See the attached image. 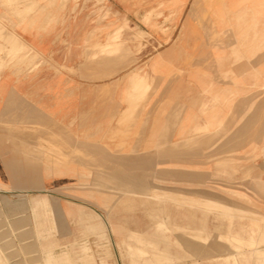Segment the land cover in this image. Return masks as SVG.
<instances>
[{
  "label": "rangeland",
  "instance_id": "1",
  "mask_svg": "<svg viewBox=\"0 0 264 264\" xmlns=\"http://www.w3.org/2000/svg\"><path fill=\"white\" fill-rule=\"evenodd\" d=\"M230 1L190 8L192 34L217 36L218 53L140 54L147 39L137 36V54L109 57L122 66L92 70V78L118 75L123 119L113 135L105 128L77 135L80 147L92 148L68 150L64 160L59 152V167L75 180L61 203L83 204L93 218L73 223L61 215L57 229L47 214L53 245L30 219L23 246L14 230L0 231V264H49L50 256L63 257L60 264H264V0L232 1L234 16ZM37 4L0 0L12 17ZM19 25L0 22V35L11 37L0 36V70L36 60L15 34ZM115 89L108 87L110 98ZM31 206L44 209L45 201Z\"/></svg>",
  "mask_w": 264,
  "mask_h": 264
},
{
  "label": "crops",
  "instance_id": "2",
  "mask_svg": "<svg viewBox=\"0 0 264 264\" xmlns=\"http://www.w3.org/2000/svg\"><path fill=\"white\" fill-rule=\"evenodd\" d=\"M139 1L36 0L32 12H24L21 5L20 15L13 17L0 5V22L19 23L15 34L37 55L36 67L0 70V231L17 232L18 245L29 239L21 234L29 219L32 229L42 230L53 245V236H48L52 222L44 219L47 214H53L57 229L61 215L73 223L93 218L83 204L61 203L75 180L59 167V152L64 160L70 159V150L92 148L87 144L80 147L77 135L84 134L87 139L101 134V128L110 133L118 130L114 125L123 119L118 75L92 78V70L122 66V61L109 64L108 59L137 54V36L147 39L140 54L219 51L217 36L191 32L190 8L202 0ZM232 1L229 8H235L231 11L234 16L239 6ZM159 5L165 11L155 13ZM108 87L111 91L116 88L111 98ZM109 120H113L110 128ZM32 201H45V208L33 210ZM84 228L96 230L89 223Z\"/></svg>",
  "mask_w": 264,
  "mask_h": 264
},
{
  "label": "bare ground",
  "instance_id": "3",
  "mask_svg": "<svg viewBox=\"0 0 264 264\" xmlns=\"http://www.w3.org/2000/svg\"><path fill=\"white\" fill-rule=\"evenodd\" d=\"M60 2H61V1H60ZM12 28H13V27H12ZM0 32H1V31H0ZM4 32H5V31H4ZM4 32H3V33H4ZM5 34L8 35L9 32H7V33H5ZM5 34H3V35H5ZM1 35H2V34H1ZM1 35H0V36H1ZM3 35H2V36H3ZM6 35H5V36H6ZM2 36H1V37H2ZM9 36H10V35L7 36L8 38L5 37V39H6L7 41L9 40V38L11 39V37H9ZM3 37H4V36H3ZM2 39H3V38H2ZM16 40H19V39L16 38ZM12 41H13V39H12L10 42H12ZM13 42H14V41H13ZM17 42H18V41H17ZM21 43H22V42H21ZM9 44H10V43H9ZM9 44H8V45H9ZM14 44H15V43H14ZM19 44H20V43H19ZM10 45H13V43H11ZM20 45H21V44H20ZM22 46H24V49H25V45L22 44ZM5 47H6V45H5ZM5 47H4V46H3L2 48L0 47V50H1V49H5ZM8 47H9V46H8ZM11 47H14V45H13V46H10V48H11ZM14 48L16 49V47H14ZM17 48H18V47H17ZM18 50L21 51V50H23V48L21 47V49L19 48ZM18 50H16V51H18ZM1 51H2V50H1ZM4 51H5V50H4ZM9 51H10V50H9ZM9 51L7 50V53H8ZM16 51H14V52H16ZM19 51H18V52H19ZM0 53H1V52H0ZM7 53H6V54H7ZM11 53H12V52H11ZM11 53H10V54H11ZM16 53H17V52H16ZM16 53H15V55H16ZM115 53H116V52H115ZM13 54H14V53H13ZM17 54H18V53H17ZM20 54H21V53H20ZM20 54H18V55H20ZM25 54H27V52H26ZM27 55H28V54H27ZM2 56H3V55H2ZM2 56H0V59H1L0 61H1V62H3V61L6 59V56H5V57H4V56L2 57ZM7 56H8V54H7ZM12 56H13V55H12ZM28 56H29V55H28ZM1 57H2V58H1ZM4 58H5V59H4ZM10 58H11V57H10ZM2 60H3V61H2ZM8 60H9V59H8ZM30 60H31V59H30ZM37 62H38V61H37ZM39 62H40V60H39ZM18 63H19V62H18ZM27 64H28V63H27ZM31 64H32V63H31ZM34 64H35V63H33V66H34ZM36 65H38V63H37ZM40 66H41V65H40ZM34 67H36V66H34ZM26 68H27V67H26ZM30 68L32 69V67H30ZM28 69H29V66H28ZM14 70H15V69H14ZM32 70H33V69H32ZM32 70H31V71H32ZM16 71H17V70H16ZM24 71H25V70H24ZM25 72L27 73L28 70L25 71ZM12 74H14V73L12 72ZM16 76H17V75H16ZM17 78H18V77H17ZM139 82H140V81H139ZM133 83H134V82H133ZM134 84H135L134 86L137 87L136 82H135ZM139 88H140V86H139ZM127 117H128V116H127ZM17 137H18V136H17ZM20 143H21V140H20ZM26 143H27V142H26ZM165 144H166V143H165ZM28 146H29V145H28ZM34 147H35V145H34ZM169 147H170V146H169ZM32 148H33V147H32ZM26 149H27V148H26ZM27 151H28V150H27ZM32 154H33V153H32ZM61 156H62V155H61ZM61 156H60L59 158H61ZM53 157H55V156H53ZM64 157H65V156H64ZM62 158H63V157H62ZM41 159H42V158H41ZM56 160H57V158H56ZM54 161H55V160H53V162H54ZM57 162H59V161H57ZM57 164H58V163H57ZM54 165H55V164H54ZM82 168H83V167H82ZM89 169H90V168H89ZM91 170H92V169H90V171H91ZM108 171H109V170H108ZM92 174H93V173H92ZM104 175H105V174H104ZM93 177H95V175H94ZM101 177H102V176H101ZM107 180H108V179H107ZM153 187H154V186H153ZM157 191H158V190H157ZM161 192H162V191H161ZM169 193L172 194L173 192H170V191H169ZM152 194H153V193H152ZM171 194H170L169 196H171ZM153 195H154V194H153ZM181 195H182V194H181ZM181 195H180V196H181ZM183 195H184V194H183ZM187 195H188V194H187ZM148 196H149V195H148ZM155 196H156V195H155ZM158 196H159V195H158ZM158 196H156V197H158ZM167 196H168V195H167ZM180 196H179V197H180ZM184 196H185V195H184ZM190 196H192V195H190ZM149 197H150V196H149ZM165 197H166V196H165ZM174 197H175V196H174ZM194 197H195V196H194ZM181 198H183V197L181 196ZM191 198H192V197H191ZM149 199H150V198H149ZM154 199H156V198H154ZM185 199H188V198H185ZM206 199L209 200V198H206ZM206 199H205L204 201H207ZM152 200H153V199H152ZM191 200H194V199H191ZM196 200H197V199H196ZM196 200H195V201H188V204L190 205L191 208H194L196 205H198V203H200V202H197ZM159 203H160V202H159ZM203 203H204V202H203ZM204 204H205V203H204ZM224 204H225V203H224ZM199 206H203V204H200ZM224 206H225V205H224ZM196 207H197V206H196ZM32 221H33V220H32ZM163 225H164V223H159V224H158V226H163ZM166 230H167V229H166ZM102 238H103V236H102ZM109 239H110V238H109ZM107 240H108V239H107ZM103 241H104V240H103ZM103 241H102V242H103ZM106 242H107V241H106ZM98 244H100V243H98ZM116 244H118V241H117V240H116ZM103 245H105V244H103ZM106 247H108V246H106ZM97 249H98V247H97ZM99 249H101V248L99 247ZM43 254H44V257H45V256L49 255L50 253H44V251H43ZM61 258H62V259H61ZM61 260H63V257H61V256H55V257L50 256V261H49L50 263H49V264H60V261H61ZM103 262H104V261H103ZM85 264H86V263H85Z\"/></svg>",
  "mask_w": 264,
  "mask_h": 264
}]
</instances>
